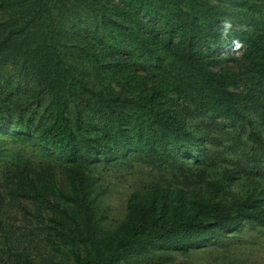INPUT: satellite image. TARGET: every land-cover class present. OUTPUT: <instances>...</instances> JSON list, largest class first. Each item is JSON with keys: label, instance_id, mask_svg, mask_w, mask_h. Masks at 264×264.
<instances>
[{"label": "trees", "instance_id": "1", "mask_svg": "<svg viewBox=\"0 0 264 264\" xmlns=\"http://www.w3.org/2000/svg\"><path fill=\"white\" fill-rule=\"evenodd\" d=\"M232 1L0 0V67L19 62L31 97L46 100L47 123L31 130L21 113L14 142L61 156L4 170L0 264H165L240 224L264 228V13L235 14ZM237 42L242 55L222 58ZM250 74L257 89L236 80ZM206 142L237 163L216 166ZM198 146L203 165H189ZM95 160L163 173L131 193L110 229Z\"/></svg>", "mask_w": 264, "mask_h": 264}, {"label": "rangeland", "instance_id": "2", "mask_svg": "<svg viewBox=\"0 0 264 264\" xmlns=\"http://www.w3.org/2000/svg\"><path fill=\"white\" fill-rule=\"evenodd\" d=\"M247 1L233 0L232 4H230L232 12L253 16L264 13V9L258 10L255 5L259 0L252 1L255 7L250 8L246 5ZM215 2L216 0H213V3ZM6 20L7 15L5 16L0 11V22ZM177 42L178 40L174 39L173 45L177 44ZM66 45L67 47H72L70 42H67ZM231 49L232 53L221 57H240L245 46L237 42L232 45ZM239 64L240 61L227 60L220 65L235 67L239 66ZM253 76L254 74L244 75L236 80H239L241 84L247 83L250 89H257L258 87V90L264 91V83L256 87L255 84L258 79ZM34 88L32 75L19 62L16 64L6 63L0 67V105L3 106H0L2 107V112H0V143L2 146V153L0 154V192L6 190V193H8L3 183V172L5 169L11 168L16 164H44L46 161L57 160V157L61 158L54 150H21L19 145L14 142L19 133L17 122H20L19 116L21 113L24 116L23 122L29 120L31 123V130L37 131L38 129L36 128L38 126L42 125V128L47 123V118L43 116L46 100L44 98L40 100L32 98L31 95L34 94ZM246 91L248 90L246 89L244 92ZM204 121H206V118L199 116L194 119L193 124H197L202 128ZM217 121L222 122L221 119H217ZM223 125L226 130L229 129L227 121ZM205 144L215 151L213 158L216 159V166H232L237 163L236 156L221 152L222 147L211 146L208 142ZM188 151V154L186 153L183 157L187 159L188 164L191 165L193 160L198 158L195 166H202L203 150L198 146L193 150L188 148ZM92 168L93 174L97 178L96 185L99 188V206L107 218L103 224L109 229L115 227L126 214V204L132 192L143 188L151 182L159 181L163 177L162 172H158L139 162L129 164L124 162L105 163L102 160H95ZM244 174L239 172L240 176ZM240 188L239 185L232 186L234 192H239ZM8 195L9 193L6 194L7 200L9 199ZM41 257L44 258L42 255ZM42 258L32 257V260H36L35 264H46L42 261ZM158 263L156 260L132 258L122 264ZM165 264H264V228L255 224H240L236 230L229 234L228 238L210 241L201 248L190 250L187 253L175 252Z\"/></svg>", "mask_w": 264, "mask_h": 264}, {"label": "built area", "instance_id": "3", "mask_svg": "<svg viewBox=\"0 0 264 264\" xmlns=\"http://www.w3.org/2000/svg\"><path fill=\"white\" fill-rule=\"evenodd\" d=\"M226 51V50H225ZM220 53H224V51H221Z\"/></svg>", "mask_w": 264, "mask_h": 264}]
</instances>
